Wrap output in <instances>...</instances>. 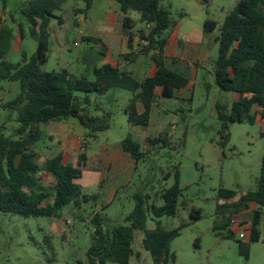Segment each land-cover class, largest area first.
<instances>
[{
	"label": "rangeland",
	"instance_id": "obj_1",
	"mask_svg": "<svg viewBox=\"0 0 264 264\" xmlns=\"http://www.w3.org/2000/svg\"><path fill=\"white\" fill-rule=\"evenodd\" d=\"M239 1L211 0L207 5L202 0H164V6L179 22L174 40L169 45V65L183 72L186 69L191 84L175 98L159 99L149 127L130 123L126 108L134 94L120 88L105 95H90L92 114L112 113L111 128L96 138L89 136V131L78 119L64 124L42 125L45 137L36 146L39 163L44 164L48 158L63 151L67 162L79 166V157L87 148L89 159L83 166L84 177L80 183L86 194H100V199L98 203L84 204L82 208L71 204L63 210L60 218H26L0 210V264H89L94 214L107 215L110 228L124 223L136 208L135 195L140 192L150 195L148 203L153 205L158 192L176 183L177 169L181 171L183 190L178 215L156 218L151 214L149 219V226H157L161 221L167 230L181 229V235L172 243V252L177 259L171 264H264V240L251 243L249 257L241 252L240 247L241 243H250L248 234L245 240L240 235L251 228L257 206L251 205L237 215L220 211V206L225 204L219 199L222 189L238 192V199L256 190L264 158V124L261 119L255 125L232 123L228 131L230 142L227 146L221 145L224 141L223 125L218 104L232 106L239 95L221 88L213 64L219 55L221 27ZM27 2L0 0L3 24L14 33L7 56V60L13 63L23 62L24 54L32 58L38 50V41L32 37L31 24L23 13ZM78 8L84 12L76 13ZM86 8L84 1L70 0L63 11L56 13L57 17H64L66 24L60 27L59 20L52 19L53 37L49 60L43 66L45 71L68 68L78 76L95 80L94 68L110 61L133 71L138 79L155 73L156 66L151 58L142 56L133 64L124 58L145 45L139 32L149 28L140 22L138 14L131 15L135 22L130 30L137 35L132 49L124 33V19L118 15L113 0H97L91 10L86 11ZM208 19L218 23L213 32H206ZM81 31H84V37L102 39L103 44L84 41ZM197 48L198 51L202 49V53L207 48L210 50L205 63ZM20 92V82L0 80V128L7 135H11L19 123L17 114L12 116L4 104L14 100ZM77 95L86 97L82 92ZM140 108L144 109L142 105ZM165 132L178 141L174 148L150 149L147 139ZM185 133L187 145L180 148L179 141ZM130 136L151 152L139 165L122 148V141ZM169 173L171 177H168ZM42 178L47 183L53 181L45 173ZM156 203L161 206L164 201L159 199ZM197 210H201L199 219H195L199 216ZM261 230L264 235V218ZM144 236L143 231L136 232V255L131 264H154L150 252L144 247Z\"/></svg>",
	"mask_w": 264,
	"mask_h": 264
},
{
	"label": "trees",
	"instance_id": "obj_2",
	"mask_svg": "<svg viewBox=\"0 0 264 264\" xmlns=\"http://www.w3.org/2000/svg\"><path fill=\"white\" fill-rule=\"evenodd\" d=\"M69 1L28 0L23 13L31 24L32 37L38 41V50L32 58L24 54L21 63L7 60L14 33L0 19V80L21 83L20 94L4 104L12 116L17 114L19 127L11 135L0 128V210L6 214L26 218H60L63 210L71 204L82 208L84 204L99 202L100 194H86L80 183L84 177L83 166L87 165L89 159L87 148L79 157V166L67 162L63 152L48 158L44 164L39 163L36 146L45 137L43 124L69 123L72 119H78L89 131V136L96 138L111 128L112 113L106 112L103 116L92 114L89 110L92 105L90 95H105L112 89L120 88L134 94L126 108L130 123L133 126L149 127L159 99L179 96L191 82L188 73L175 70L169 65L167 49L174 40L179 22L171 10L164 6V0H114L124 19V33L129 38L130 48H134L133 42L137 36L130 30L134 28L135 22L131 15L138 14L140 22L149 28L139 32L145 42L143 48L126 54L125 60L133 64L142 56L151 58L156 66L154 75L146 74L138 79L128 68L111 63L94 68L95 80L85 75L78 76L68 69L45 71L43 66L48 62L51 51L52 19L57 17V12L64 10ZM77 1H84L87 4L86 11H89L97 0ZM210 1L202 0L207 5ZM83 12L82 8L76 10V13ZM59 21L60 24L64 22L62 17H59ZM217 28V22L209 19L206 21V32H213ZM83 40L103 44L102 39L91 36ZM218 41L219 55L213 64L216 81L225 91L239 95L232 106L218 104L219 119L223 125L224 141L221 145L227 146L232 123L255 125L261 119L264 124V0H240L227 15ZM79 92L85 93L86 97L78 96ZM147 142L150 149L160 150L173 147L178 141L165 132L157 137H149ZM186 145L187 133L179 141L180 148ZM122 148L138 165L151 154L150 150L146 151L131 136L122 141ZM44 173L53 178L51 183L43 180ZM171 175L169 173L168 177ZM175 178L176 183L172 187L156 194V201H164L161 206L156 201L150 205V195L146 196L143 192L136 194V208L124 223H117L110 228L107 215L96 212L92 219L94 234L93 244L88 251L89 264H131L136 255L134 242L137 231L144 232L143 244L150 252L154 264L175 262L177 256L172 252V243L181 235V229L167 230L161 221L157 222V226H149L151 214L156 218L178 215L183 191L179 169L176 170ZM239 196L238 192L222 189L219 199L225 201V204L220 206V211L237 215L251 205L257 206L252 220L250 243L240 244L241 252L249 257L251 243L264 240L261 230L264 218V158L256 190L238 199ZM197 212L199 216H195V219L201 216V210Z\"/></svg>",
	"mask_w": 264,
	"mask_h": 264
},
{
	"label": "crops",
	"instance_id": "obj_3",
	"mask_svg": "<svg viewBox=\"0 0 264 264\" xmlns=\"http://www.w3.org/2000/svg\"><path fill=\"white\" fill-rule=\"evenodd\" d=\"M114 1V0H113ZM115 3H116V1H114ZM116 6H117V9H118V15L120 16V17H122L121 16V14H120V8H119V5L116 3ZM58 20H59V17H56ZM63 18V20H64V22H63V24H60V21H59V25H60V27H62V26H64L65 24H66V21H65V19H64V17H62ZM123 18V17H122ZM101 22H103V20L101 21ZM51 32H52V37H53V29H52V27H51ZM82 34H84V31H81V35ZM82 38H84V36L82 35ZM58 41H60V39H59V37H58ZM103 41V40H102ZM202 51V49H200L199 51H198V48H197V52L200 54V56H201V58H202V61H203V63H205L208 59H209V55H210V50H208V48H207V50H206V52L205 53H202L201 52ZM168 52H169V47H168V49H167V55H168ZM107 55V54H106ZM199 56V57H200ZM196 58V60L198 61V57L196 56L195 57ZM206 58V59H205ZM200 61V60H199ZM108 63H111V64H113V65H119V63H112V62H108ZM199 65L197 64V67H198ZM68 69V68H67ZM69 70V69H68ZM183 70V69H182ZM185 70V73H188V71L186 70V69H184ZM178 71H180V70H178ZM180 72H183V71H180ZM155 73H156V70H155ZM154 73V74H155ZM153 74V75H154ZM190 84H191V82H190ZM189 84V85H190ZM142 110V109H141ZM51 124V123H50ZM62 124V123H61ZM64 124V123H63ZM61 152H63V151H61ZM60 153V152H59ZM64 153V152H63ZM66 157V156H65ZM251 231H252V226H251V228L248 230V232H247V234L249 235V238H250V235H251Z\"/></svg>",
	"mask_w": 264,
	"mask_h": 264
},
{
	"label": "built area",
	"instance_id": "obj_4",
	"mask_svg": "<svg viewBox=\"0 0 264 264\" xmlns=\"http://www.w3.org/2000/svg\"><path fill=\"white\" fill-rule=\"evenodd\" d=\"M0 19H3V13L2 12H0ZM1 27H2V23L0 22V29H1ZM77 45H78V43H77ZM240 238L242 240L247 239L248 238L247 233H241Z\"/></svg>",
	"mask_w": 264,
	"mask_h": 264
}]
</instances>
